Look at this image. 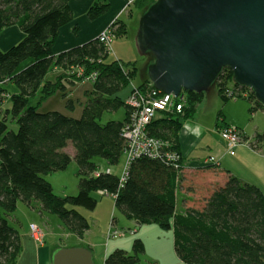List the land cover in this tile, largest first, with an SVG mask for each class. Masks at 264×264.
Wrapping results in <instances>:
<instances>
[{
	"label": "trees",
	"instance_id": "1",
	"mask_svg": "<svg viewBox=\"0 0 264 264\" xmlns=\"http://www.w3.org/2000/svg\"><path fill=\"white\" fill-rule=\"evenodd\" d=\"M155 1L134 0L141 15ZM69 2L0 0V34L10 26H18L24 33L23 39L8 50L0 48V103L10 99L0 117V264H16L22 251L20 234L9 222L19 201L42 214H57L70 232L83 237L90 222L81 208L95 210L98 199L94 194L102 193L112 195L115 207L134 219L137 227L158 224L172 229L176 254L187 264H264V190L258 185L243 182L231 173L223 179L207 180V171L216 170L218 165L199 166L189 174L182 155L179 161L165 154L137 157L130 161L123 181L112 171L99 169L96 157L116 166L125 156L122 129L129 121L131 106L121 91L135 78L138 68L131 61L109 60L107 47L99 38L55 55L54 41L73 18ZM106 10L107 5L96 3L90 16ZM119 24L118 36L126 33L125 25L121 21ZM76 66L83 68V75L70 72ZM56 68L55 79L49 78ZM93 73L97 77L90 80ZM85 78L93 88L81 104L69 97L64 82L75 85ZM10 83L18 88L17 93L10 91ZM216 83L224 99L253 92L235 83L229 68L222 71ZM151 86L146 80L131 91ZM226 88L236 96L229 97ZM58 92L68 98L69 111L73 112L77 104L83 106L78 117L59 110H41L43 101ZM204 96L186 92L182 112L162 111L149 125L148 135L163 140L165 152L181 154L183 122L194 116ZM249 98L254 102L252 111L264 109L254 94ZM122 108L123 119L110 117ZM219 118L224 122L222 112ZM13 122L16 130L10 126ZM238 130L243 142L256 150L264 148V133L251 140ZM73 160L79 167V192L59 196L45 176L67 169ZM180 192L194 195L180 200ZM145 251L143 240L136 238L132 252L116 249L106 256L105 264H139Z\"/></svg>",
	"mask_w": 264,
	"mask_h": 264
},
{
	"label": "water",
	"instance_id": "2",
	"mask_svg": "<svg viewBox=\"0 0 264 264\" xmlns=\"http://www.w3.org/2000/svg\"><path fill=\"white\" fill-rule=\"evenodd\" d=\"M136 42L160 91L206 93L229 68L264 106V0H156L140 16ZM51 264L96 260L88 246H58Z\"/></svg>",
	"mask_w": 264,
	"mask_h": 264
},
{
	"label": "crops",
	"instance_id": "3",
	"mask_svg": "<svg viewBox=\"0 0 264 264\" xmlns=\"http://www.w3.org/2000/svg\"><path fill=\"white\" fill-rule=\"evenodd\" d=\"M130 1L131 0H70L69 4L73 12V18L69 23H67L60 29V32L53 44V49H52L53 53L57 55L73 47L83 45L84 43L92 39H97L99 38V35L103 31L109 28L112 29L113 33L115 32V37L112 39V43L110 47L111 51H114L113 49L114 39L121 37L122 35H125L127 33L128 25L125 22V20L128 21L127 20L128 17L133 18V16L137 13L139 17L141 16V8L138 6L136 2L133 1L132 3H130ZM96 3L107 5V10L99 16L91 17L90 9ZM119 21H121V23L125 25L126 33L118 36L116 34L117 33L116 29L120 26ZM23 37H24V33L21 31V29L18 26L6 27L2 30L0 34V48L3 50H8L16 43H18V41L22 40ZM115 48L117 50L121 49L119 45H115ZM110 49L107 47L108 52L110 51ZM111 51L109 52V54L111 53ZM118 59L121 60L120 58ZM57 71H59L57 68L54 69L49 73L48 77L55 79L54 77H56V75L58 74ZM146 80H149L148 75H146L143 79V81ZM64 84L68 88L67 91L70 94L69 97L74 98L76 101H78L81 104L86 101L87 93H90L93 88V84L89 79L77 82L75 85H70L66 82H64ZM8 87L12 93L18 92V88L15 86V84L10 83ZM80 92H82L81 95H79ZM217 93L220 96L219 91H217ZM57 95L58 96L60 95L65 100V104H66L68 98L67 99L64 98L61 92H58L53 96H57ZM47 100L48 99H46V101ZM9 103H10L9 98L6 99L3 103H0V117L3 116L4 109L9 106ZM201 103L197 105L196 111L199 110L198 107L200 106ZM65 104H64V108L66 107ZM78 106L79 108H77ZM41 110L47 111L46 109H41ZM50 110H59L65 114L78 117L83 110V106L77 104L73 112L69 111L67 108L50 109ZM110 117H114V114H111ZM220 123L217 120V127L219 133H216V140L214 141L213 144H211L209 138L208 139L206 138L207 135L206 133L207 130L209 129L205 127V125L203 124L200 118L195 117V114L192 118H189L183 122V127L179 134V148L183 158L184 166L190 169L188 170L189 171L188 173L190 174V172H192V169L195 170L199 166L218 165L216 170L207 171L205 175L207 177V180L223 179L224 176H226L228 173H231L243 181L253 184L257 182L258 183L257 185L264 190V170L258 167L256 173V160L259 161V163H264V148L256 150L252 146H250L248 142H242L240 145L236 146L233 150V153L230 154L228 152L227 141L224 140L222 136L219 134H221L220 132L221 129L224 127V125H229V126L232 125L228 122L223 123V120ZM234 127H238V126H234ZM238 129L241 130V128L239 127ZM210 133L212 132L210 131ZM205 138L207 140H205ZM70 150L71 153H74L73 148H70ZM211 156L215 157L216 162L210 161ZM242 170L249 172L251 176L242 175L241 174ZM193 195L194 194L180 192V200H182L185 196L193 197ZM102 196L113 197L112 195L103 194V193ZM102 201H103L102 199L98 201V205L94 210V212H96L97 209L101 208L100 206ZM179 208H181V206H179ZM29 210H35L39 212L41 216L44 215L36 208L29 207ZM106 211L108 212V210ZM132 220L134 219H131L130 222L131 225L134 227L136 224H134ZM106 221H107L106 228L103 234H101L100 238H98V236L90 238V235H92L90 231L92 229H89L86 231L83 237H78L76 235L79 240L75 241V244L72 245L65 244L62 239L54 240L49 243L46 241L43 245H40L32 238L31 235L28 234L27 237V233H26L28 242L25 243V246L22 243L21 254L24 253L23 256L26 257V264H30V262L32 261L34 264H51V254L56 247L84 245L90 247L93 250L96 264H105L106 256L110 252L114 251V249L115 250L124 249L128 251L127 249L133 247L132 239H128V241H124V242L118 240L116 241V239L114 241L107 239V234L110 226H108L109 219L107 220L106 218ZM112 221H113L112 223H116L118 220L116 221V218L113 217ZM31 224H37V222L32 221L30 225ZM110 225H111V221H110ZM138 228L139 227L135 228L134 232H137ZM144 228L146 230L150 229V232L153 234L155 233L157 237H159V235L164 230L158 224H143L140 227L141 229L140 235L143 237L142 239L144 240L146 235L149 233L148 231L147 232L144 231ZM66 235L70 237L74 235V233L67 230ZM106 239H107V243H106ZM84 240H86L84 244H78L80 243V241H84ZM21 254L19 258L22 256ZM156 262L158 263L159 260L157 259Z\"/></svg>",
	"mask_w": 264,
	"mask_h": 264
},
{
	"label": "rangeland",
	"instance_id": "4",
	"mask_svg": "<svg viewBox=\"0 0 264 264\" xmlns=\"http://www.w3.org/2000/svg\"><path fill=\"white\" fill-rule=\"evenodd\" d=\"M139 19L140 17L137 13L133 16V18L128 17V21L125 20L128 25L127 33L125 35H122L121 37L114 39V51H111L108 56L109 60L120 58L122 61H131L136 63L137 65L138 70L135 78H132V82H130V84L121 91L122 97L126 99L128 98L132 87L135 84H140L143 82L144 77L147 75L146 64L151 59V56L149 54H142L137 46L136 34L139 27ZM20 41H18V43ZM115 45H119L121 49L117 50L115 48ZM224 73H226L225 75L228 74L227 71H225ZM228 85L232 86V83H229ZM216 89L217 85L212 87L210 92H206L203 102L198 107L199 110H197L195 113V117L200 118L205 127L209 129L207 130L206 138H209L211 144H213L216 140V133H219L217 120L218 122H222L220 118L218 119L219 112H222V114L225 115V123L228 122L232 126H238L246 136L251 138V140H254L257 134L264 133V109L259 108L256 109V111L251 110L254 102L250 101L249 97L253 95L254 92H250V94L248 92H244L242 93L241 97H237L235 99H224L223 97L219 96V94L217 93V91L219 90ZM184 93L186 92H183V94ZM81 94L82 92H80L79 95ZM64 104L65 100L60 95H57L48 98L47 101H43V103L41 104V109H66V107L64 108ZM77 108H79V106ZM113 114L115 119H123L125 115V108H122L118 112H115ZM10 126L15 130L17 129V124L15 122H13L12 124L10 123ZM210 131L212 133H210ZM206 138L205 140H207ZM95 161L99 165L100 170L112 171L120 178L123 175L125 156H122L119 164L116 166L110 165L107 160L102 157H96ZM258 167L264 170V163H259V161L256 160V173ZM78 170V164L75 160H73L69 164L67 169L48 174L45 176V178L52 183L55 193L59 196L77 195L79 192ZM241 174L244 176H251L249 172L244 170L241 171ZM255 184L257 185L258 183L256 182ZM94 196L98 199V201H100L101 199L103 200L101 202V208L97 209L96 212H94V210L90 211L81 208V212L86 215L90 222V229H92L90 231V233L92 234L90 235V238L97 236L98 238H100L101 234H103L106 228V218L107 220L109 219L108 226H110V221L112 222L113 217L116 218V221L118 220L115 223V229L123 231L124 234L122 236H118L117 238H111V241H114L116 239V241L118 240L124 242L128 241V239H132V242L134 243V240L136 238H143L140 235V230L142 229H140L141 226H139L137 232H134V229L137 228V223L135 222V220H132L136 225L134 227L131 225V219L115 207V199L113 197L102 196L99 194H94ZM106 210H108V212ZM32 221H36L38 225L42 226L47 235L46 241L48 243L54 240L62 239L65 244L72 245L75 244V241L79 240L75 234L70 237L66 235L68 229L57 214L44 213V215L41 216L39 212L35 210H29V206L27 207L23 201H19L17 210L15 211L14 215L9 218V222L18 230L24 246L25 243L28 242V234L31 235L30 223ZM144 231H148L149 233L146 235L145 240L142 239L145 243L146 252L143 255H140L139 264H187L181 261L176 254L174 247L173 230L164 229L159 237H157L155 233H151L150 229L146 230L144 228ZM84 242H86V240L80 241V243L78 244H84ZM127 250L129 252H132L131 247ZM21 255L22 256L18 258L16 264H26V257L23 256L24 253H22ZM157 259L159 260L158 263L156 262ZM30 264H34L33 261L30 262Z\"/></svg>",
	"mask_w": 264,
	"mask_h": 264
},
{
	"label": "built area",
	"instance_id": "5",
	"mask_svg": "<svg viewBox=\"0 0 264 264\" xmlns=\"http://www.w3.org/2000/svg\"><path fill=\"white\" fill-rule=\"evenodd\" d=\"M133 1L134 0H131L130 3ZM114 37L115 33H113L112 29L109 28L99 35V40L110 49L112 39ZM73 71L78 72L79 75H83L84 73L83 68L80 66L72 67L70 72L73 73ZM96 77V73H93L89 76V79L94 80ZM225 92L229 97L236 96L235 92L231 89L226 88ZM185 100L186 93H182L177 97L174 94H168L160 91L153 85L145 90L134 88L133 91H131L130 95L126 99L127 104L131 106L129 121L122 129V134L126 142L125 166L121 177L122 181L126 177L130 161L142 155L159 157L165 154L171 160H180V153L165 152L166 143L161 139L149 136L147 131L151 122L162 111L175 110L177 112H182ZM220 133L222 138L228 143V152L230 154L233 153L236 146L243 142L239 130L234 126L223 127ZM210 159L211 162H216L214 157L211 156ZM30 233L38 244H44L46 233L40 225L31 224ZM123 234L124 232L115 229V226L111 222L107 239L117 238Z\"/></svg>",
	"mask_w": 264,
	"mask_h": 264
}]
</instances>
